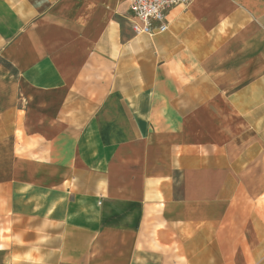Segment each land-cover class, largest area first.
I'll return each instance as SVG.
<instances>
[{"label": "crops", "instance_id": "0c3cea01", "mask_svg": "<svg viewBox=\"0 0 264 264\" xmlns=\"http://www.w3.org/2000/svg\"><path fill=\"white\" fill-rule=\"evenodd\" d=\"M0 0V264H264V0Z\"/></svg>", "mask_w": 264, "mask_h": 264}, {"label": "built area", "instance_id": "2783aa9c", "mask_svg": "<svg viewBox=\"0 0 264 264\" xmlns=\"http://www.w3.org/2000/svg\"><path fill=\"white\" fill-rule=\"evenodd\" d=\"M135 19L133 28L137 33L150 36L169 29L167 11L175 6L186 4L188 0H129Z\"/></svg>", "mask_w": 264, "mask_h": 264}]
</instances>
